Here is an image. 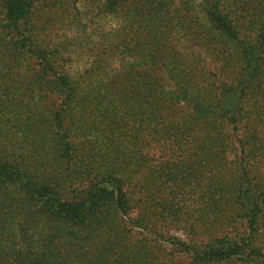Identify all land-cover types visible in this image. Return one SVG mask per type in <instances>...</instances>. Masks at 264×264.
I'll return each mask as SVG.
<instances>
[{
    "label": "trees",
    "instance_id": "1",
    "mask_svg": "<svg viewBox=\"0 0 264 264\" xmlns=\"http://www.w3.org/2000/svg\"><path fill=\"white\" fill-rule=\"evenodd\" d=\"M43 1L0 0V264H264V0H74L58 41L38 38ZM87 12L113 30L92 38ZM72 55L90 63L71 73ZM152 144L185 172L139 189ZM198 170L218 200L184 218L165 194Z\"/></svg>",
    "mask_w": 264,
    "mask_h": 264
},
{
    "label": "rangeland",
    "instance_id": "2",
    "mask_svg": "<svg viewBox=\"0 0 264 264\" xmlns=\"http://www.w3.org/2000/svg\"><path fill=\"white\" fill-rule=\"evenodd\" d=\"M58 1L59 0H44L43 2L40 3V5L36 6V10L34 11L35 17L33 18V20H34V24H36V26L38 27V33H40L38 38L41 41H48V40L58 41V39L60 40L63 39L62 36H63L64 28H65L63 27V25L65 26L67 24L68 26V21L70 19L68 15H70L71 17H74V15L77 14V9L81 10L79 3L73 4L74 0H68V2L71 3V8L74 6V9H72L68 13H65L67 17L65 18L62 15V12H59L58 10H56L57 7L55 6L54 3H58ZM45 4H48V6L46 7ZM51 6L56 7V9H52ZM93 14L94 12H89V13L87 12L86 13L87 16L83 18V22L87 23V30L85 32L89 34L92 38L97 39L99 34H101V32H108L110 29L114 28L115 21L112 20L113 18L111 17H106L102 20L97 21L96 19L92 18ZM90 19L92 20V22L90 21ZM87 20H89L90 23ZM79 30H82V28H80ZM88 60L90 59L86 57V58H83V61H81L80 59L74 58V55H72L70 57V61L67 62L66 66L67 68H69V72L75 73L76 71L81 70V68L85 64L84 61H88ZM88 62L90 63V61ZM110 100H112V97H108L106 99V102ZM47 102L48 101L44 99L42 104L47 103ZM112 103L114 104V102ZM107 104L110 105L109 103ZM110 109L112 108L110 107ZM177 111L179 112L186 111L185 105L184 106L179 105V107H177ZM106 112H107V106L104 104H101L96 107L94 116L97 117V116L105 114ZM63 116L67 118L66 119V123H67L68 120L70 119H79L80 114L77 111V109L76 110L74 109L69 112L65 111ZM96 120L98 121L99 118ZM103 133H104L103 130L93 131L89 138L90 140L91 139L92 140L101 139V137L103 136ZM123 135H126V136L119 135V132L116 133V137L119 136L121 139H127V140L134 138L136 136V133L131 132L130 128H128V132H123ZM236 153L237 151L234 149H228V150L226 149V162L229 164L228 167L232 168L234 166L233 163L236 160L235 159ZM192 154H193V156L191 157L192 160L198 163L199 158L196 157L197 150H193ZM141 157L142 158L140 162L138 163L139 173L137 176V180L138 182H140L139 189H141L140 186L144 182L149 183L150 186L153 185V189L156 185H160L162 181L159 177L162 176L163 174L162 169L169 168V171L182 170L185 172V168L180 169V165H175V163L180 162L179 155L176 154V156H173V153H171L169 150H165L164 148L158 146V144L157 145L152 144L151 150L144 149L141 154ZM166 163L168 165H166ZM214 172H211V170H208V171L198 170L197 174L195 175L197 177H200L198 184H196L192 178L190 180L191 182L189 186L186 187L187 192H185L183 184L179 183L177 191L181 194V198L175 199L174 196L172 195L175 194L176 192L171 193L170 191H167V193L165 194L166 200H169L170 204L172 201V205L178 204V202L182 203L186 208L184 209V211H182L184 218L193 219L195 216H197L199 212L205 215L206 213L205 211L197 212V210H199V207L205 206V202L210 203V201L213 199L218 200L217 195H214V196L209 195L208 192L206 191L207 187L209 186L208 179H210L211 175ZM187 173H184V175L186 176ZM220 173L221 175H225L226 171H221ZM178 174L179 172H177V175ZM181 177L182 175L180 174L179 179ZM170 186L172 190L175 189V187H173L172 185ZM143 191H145V189ZM182 192H185V193H182ZM222 220H224V218H221V221ZM188 225H189L188 223H183L181 226H178V227L173 226L169 230V235L175 236L183 241H187L188 240L187 237L189 236L188 231L190 230ZM203 229L204 228L199 229V226H196L195 229H193V231L196 233H200L201 231H203ZM135 230H136L135 231L136 234L141 232V230L138 228H136ZM143 235L145 238L154 239L153 236H150L147 233ZM136 238H140V237L136 235ZM164 247L166 248V252L170 253V248H169L170 246L168 244H164ZM181 261L183 264H186L189 262V260L186 258H182Z\"/></svg>",
    "mask_w": 264,
    "mask_h": 264
}]
</instances>
